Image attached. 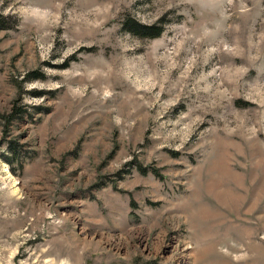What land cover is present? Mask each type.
<instances>
[{"label": "rangeland", "instance_id": "374dc122", "mask_svg": "<svg viewBox=\"0 0 264 264\" xmlns=\"http://www.w3.org/2000/svg\"><path fill=\"white\" fill-rule=\"evenodd\" d=\"M0 264H264V0H0Z\"/></svg>", "mask_w": 264, "mask_h": 264}, {"label": "trees", "instance_id": "16d2710c", "mask_svg": "<svg viewBox=\"0 0 264 264\" xmlns=\"http://www.w3.org/2000/svg\"><path fill=\"white\" fill-rule=\"evenodd\" d=\"M130 27H131L129 28L130 33H132L134 36L139 37V38L156 39V38H159L163 34V31H164L163 28L159 26L141 25L134 21L131 23ZM30 77L31 76H29V78ZM19 113H21V110L15 109L14 113H12V119L15 118L17 115H19ZM11 149H14L13 151L16 152V149L13 146ZM143 173H145V171H143Z\"/></svg>", "mask_w": 264, "mask_h": 264}]
</instances>
